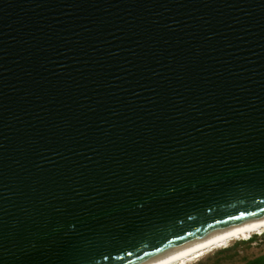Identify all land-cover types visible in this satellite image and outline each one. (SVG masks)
<instances>
[{
  "label": "water",
  "instance_id": "1",
  "mask_svg": "<svg viewBox=\"0 0 264 264\" xmlns=\"http://www.w3.org/2000/svg\"><path fill=\"white\" fill-rule=\"evenodd\" d=\"M263 219L264 0H0V264Z\"/></svg>",
  "mask_w": 264,
  "mask_h": 264
},
{
  "label": "bare ground",
  "instance_id": "2",
  "mask_svg": "<svg viewBox=\"0 0 264 264\" xmlns=\"http://www.w3.org/2000/svg\"><path fill=\"white\" fill-rule=\"evenodd\" d=\"M263 228L264 219L234 226L222 232L213 233L206 238L192 242L191 244L184 245L166 256L147 264H185L201 257L211 249L224 246L230 239H247L253 232L260 234Z\"/></svg>",
  "mask_w": 264,
  "mask_h": 264
},
{
  "label": "rangeland",
  "instance_id": "3",
  "mask_svg": "<svg viewBox=\"0 0 264 264\" xmlns=\"http://www.w3.org/2000/svg\"><path fill=\"white\" fill-rule=\"evenodd\" d=\"M251 238L252 240L248 241ZM263 257L264 228L260 234L253 232L247 239H230L224 246L211 249L201 257L185 264H250L251 261Z\"/></svg>",
  "mask_w": 264,
  "mask_h": 264
},
{
  "label": "trees",
  "instance_id": "4",
  "mask_svg": "<svg viewBox=\"0 0 264 264\" xmlns=\"http://www.w3.org/2000/svg\"><path fill=\"white\" fill-rule=\"evenodd\" d=\"M251 240H252V238L249 239L248 241H251ZM220 252H222V251H220ZM253 263H256V264H264V257L261 258V259L255 260V261H251L250 264H253Z\"/></svg>",
  "mask_w": 264,
  "mask_h": 264
}]
</instances>
